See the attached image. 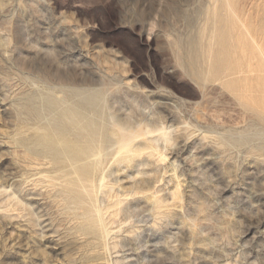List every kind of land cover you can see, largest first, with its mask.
<instances>
[{
	"label": "rangeland",
	"instance_id": "374dc122",
	"mask_svg": "<svg viewBox=\"0 0 264 264\" xmlns=\"http://www.w3.org/2000/svg\"><path fill=\"white\" fill-rule=\"evenodd\" d=\"M0 1V187L4 188L5 185L7 186L6 189L11 187L9 190L16 195L15 198L19 197L18 199H21L24 205L26 203L25 209L23 208L24 206H21L23 203L19 200L20 202H18L21 205L17 203L22 207L19 208L15 202L5 201L6 195L3 192L0 193V202L2 203L1 198H4L2 206L6 210L1 206L0 208H2V211L4 209L6 216L11 215L10 219L7 218L8 216L3 218L4 214L3 216L1 215L4 211L0 213V264H42V262L43 264H107L108 262V264H216V262L217 264H264V150L257 146L263 144L260 141H263L264 138L253 135L259 132V130L263 131L264 125L262 123L259 124L261 121L257 123L259 117L249 105L238 102L234 90L229 85L227 86L225 83L221 84V82H217L214 79H210L209 81L199 80L191 71V67L199 66L198 62L200 59L198 61L197 57L191 53L189 40L198 34L199 29L205 22L204 11L207 6L206 0ZM259 8H262V6L260 5ZM254 10L257 11V5L254 7ZM253 23L258 26L264 24L260 19L255 20ZM257 74L254 72L252 79H255L258 76ZM201 82H205V84L202 85ZM216 82L221 85L215 84ZM128 84L129 86H127ZM96 86L100 87L103 94L107 92L105 99L106 103L108 101L109 104L107 103L108 105L106 104L105 108L106 121L109 120L108 116L110 114H113L124 125H128L129 123L131 125L139 122L144 123L145 120H148L147 123L149 124L153 120L152 125H154L155 119L158 120V123L156 122L155 124L160 125L163 120L166 121L164 122L166 126L169 125L168 130L170 132L171 130L173 131L170 133L173 134V137H171L172 143L178 145L174 144L178 149L173 144L172 146L171 142L163 146L167 147L165 148L168 150L167 154H165V159L169 157L168 160H163L157 165H140L141 170H144L143 175L149 178L144 183L136 179L138 176L136 172L141 171L137 170L140 169V166L128 169L127 171L123 170L122 173L119 172V175L115 174L113 178L110 177V179H114L111 181L116 180L122 189H126H124L125 191L128 190L127 188H132L133 190H128V192L129 194L132 192L133 195L131 196L130 194L131 198L127 197L129 200L126 199L124 201V207L121 209L123 213L120 211L123 215L121 213L118 215V219L125 216V218L120 219L122 220V224L119 221L113 223V226L111 224L115 231L113 230L110 235L112 238H108L107 251L103 249V251L99 250V247L96 246L97 242L94 244V240L96 239L93 238L92 240L93 235H90V233L87 234L90 235L88 236L91 238V241H87L89 237H86V232L78 227L77 223L82 222L85 217H83L84 205L79 204L78 208H75L74 205L78 202L75 200V204L72 205L73 212L71 209L67 210V208L71 207L69 203H72V198H65L64 195H61L63 194L62 191L57 192L59 188L63 190L62 185L64 188L65 180L68 176L64 175L66 174V170L63 171V168L57 170L58 176L56 175L57 171H53V169H57V166H59L58 169L63 167L62 165L65 166L66 162L62 163L64 161L61 160H54V162L49 157L45 158L44 155L45 159H43V156L35 154L36 149L29 148L21 143L22 137L26 136L33 139L37 136V132L32 127L34 123L26 122L24 115L19 110V101L21 103L22 98L26 94H31L37 90L46 91L50 88L55 91L61 90L62 87H77L89 90ZM198 86H202L201 88H204L209 95L205 104L202 102L198 108H195L191 102L194 99L195 101L201 100L199 93L201 88ZM214 86H216V89ZM224 87L225 90L223 89ZM219 89L220 91H218ZM262 95L259 97L264 99ZM217 110L220 111L218 112ZM246 110H250L251 113ZM222 111H224L223 114L227 112L225 113V117L222 115ZM201 112L205 115L203 114V116ZM246 112L247 114H245ZM189 113L191 114L188 115ZM248 113L253 116H250ZM214 114H217V116L215 115L217 120ZM254 115L256 116L254 117ZM200 116H203L204 122ZM134 117H137V121ZM224 118H226L225 122ZM218 119H222L223 122L221 120L220 122ZM209 120L211 121L210 124ZM215 120L221 125L219 124L218 126V122H215ZM252 120H256L254 121L255 125L251 122ZM178 122L180 126H178ZM238 122L239 124H237ZM193 125L196 129H194ZM252 125L253 128H250ZM256 126L259 127L257 128ZM169 127L175 129L173 130V128ZM232 127H234L233 130ZM228 128H230V132H228ZM200 129H203L202 131L206 130L207 133L205 134L207 135L204 134L202 136L204 132L202 133ZM214 129L218 131L215 132ZM250 129L253 134H251ZM183 130L185 131L183 132ZM239 131L241 133L247 132L246 134H249L250 139H246L239 147L234 148V146H231L235 142L233 136L241 134ZM208 132L211 139H209ZM193 135L195 136L193 137ZM177 136L178 140L181 139V142L176 141L177 138L173 140ZM220 137L224 141H219ZM182 138L189 140H183ZM259 138L263 139L260 140ZM203 139H208L209 142L212 141L213 145L210 142L212 147L208 146L210 145L209 142L207 144V141L205 142ZM182 140L184 143H182ZM256 140L258 141L256 142ZM202 142L206 144H202ZM227 143H230V146ZM180 144L183 145L180 146ZM251 144L253 146L256 144L254 147L257 150L259 149V153H254L258 151ZM163 147L162 150L166 153ZM225 148L228 149L226 150ZM208 150L210 152H207ZM220 150L223 153L226 152V155L222 153V156ZM232 152L235 153L232 154ZM166 155L168 156L166 157ZM214 155H217V157ZM219 155L222 157L221 159H219ZM256 156H259V158ZM192 159L193 162L195 160L197 164L194 163L196 165H194ZM38 160H41L40 164ZM43 160L45 161V165L41 164ZM36 161L38 162L37 164L35 163ZM52 161L55 164L51 163ZM46 162H49V170H47L48 165H46ZM32 163H35V168L32 167ZM169 163L173 164L172 167ZM198 164H200V167ZM158 165L163 168L157 167ZM45 166L47 167L45 168ZM50 166L53 167L51 168ZM36 168L46 171L44 173L51 174L50 176L54 174L52 179L59 178V180H56L62 185L59 187V183L52 180L51 183H55L52 184L53 186L50 182H45L46 185L41 188L44 182H39L38 177L40 174L38 175L37 173L40 170L36 172ZM50 169L51 172H49ZM149 169L151 172L146 171H149ZM159 169L160 171H158ZM33 170L36 172L35 176L33 175ZM156 171L160 172V174ZM162 171L163 175H161ZM174 171L177 172L175 173L178 176L180 174L181 177H179L182 183L187 180L186 183L194 188H191L192 190L188 189L189 186L186 183V186L182 185L180 187L184 198L181 194L180 197L181 199L183 198L182 200H185L181 202L183 204H181V208L186 209L184 212L182 211L183 209L179 208L177 211L179 213L174 212V214L165 215L166 217L164 216L162 219L164 220L165 218L166 220L163 221L161 219L163 222L158 221L156 223V218V221L153 218L155 215L152 211H149V208H146L149 207L147 202L143 201L142 199L144 198L141 196L138 198L141 194L137 193V189L140 190V187L145 189L150 184L155 183L154 177L158 178L160 175L166 179L159 177L156 182L159 184L158 186L163 190L170 189L169 191H172L174 182L171 175L173 177ZM167 173L172 174L168 175ZM194 175L197 177V179L194 178L195 180L193 179ZM24 176L25 178L31 177L32 183L36 185H32L29 178L28 182L27 179L24 180ZM184 176L185 179L187 178L186 180H184ZM127 177H129L128 180L126 179ZM35 178L36 181L34 180ZM171 179L172 183L170 182ZM24 182L25 184L26 182L29 184L25 185ZM38 183H40L39 186ZM140 183H142V186ZM49 184L52 187L57 185L59 188L56 186L57 190L53 189ZM130 185H136L138 188ZM208 185L213 186H209L208 188ZM165 186L170 188L168 189ZM3 188H0V190ZM48 188L49 194L55 190L53 192L55 194L57 192L56 195L59 199L56 198V195H52L54 194L53 192L48 195L46 193ZM206 189H209V191ZM60 195L63 197L61 198ZM52 196L54 197L52 198ZM166 197H168L169 201L171 200L170 195L167 194ZM64 198L68 201L63 200ZM105 199L100 197L101 201L99 200L100 205L103 207L107 204V200ZM189 199L190 205L189 203L187 205L188 201L186 202V200ZM56 201L57 204L59 202L61 205L55 204ZM5 204H8L7 208L4 206ZM9 205L10 209L8 208ZM14 205L17 207L16 209ZM6 212L10 213L7 214ZM20 213L24 215H20ZM27 214L31 216H27ZM180 215L181 217H179ZM23 216L29 217L28 219L31 221L27 217L23 218ZM71 216L74 217L72 218L74 220L71 219ZM128 216L129 221L124 223ZM167 216L170 218L168 217L167 219ZM182 216L186 219H183ZM187 217L188 219L191 218L192 221L188 220ZM199 217L201 223L199 222ZM230 217L232 218L230 219ZM75 218L82 220H76ZM195 218L198 221L194 220ZM181 220H184L186 223H196L195 225L198 227L194 226L198 228L197 230L201 226V234L191 235L188 230H184L188 228L185 226V222L182 221L183 224L185 223L184 225L180 224ZM227 221L231 222L228 227V224L225 225ZM119 224L122 225L121 228L119 226L115 227ZM214 226L215 229H212ZM222 230L223 233L229 232L228 234L226 233L228 236L225 233L223 234ZM83 232H85L84 239ZM205 235L207 237L208 235L211 236L209 238L213 240H211L209 247L212 257L214 256L215 258H213L212 263L199 260L197 248L194 246L196 240L200 239L199 237H205ZM190 241L194 244H191V247ZM88 243H91V245ZM113 243L115 247L112 245ZM93 245L98 247V250ZM187 246L193 250L192 253L187 250ZM214 247L217 248L215 249ZM215 255L218 256L215 257ZM194 257H197V259ZM105 261L108 262L106 263Z\"/></svg>",
	"mask_w": 264,
	"mask_h": 264
},
{
	"label": "bare ground",
	"instance_id": "6f19581e",
	"mask_svg": "<svg viewBox=\"0 0 264 264\" xmlns=\"http://www.w3.org/2000/svg\"><path fill=\"white\" fill-rule=\"evenodd\" d=\"M206 2H207V4H206L207 6H206L205 11H204L205 22L201 26V28L199 29L198 34L196 36L192 37V38L190 37L191 39L189 40V49L191 50V53L197 57L196 58L197 60L200 59V61L198 60L199 62L197 61L198 64H199V66H197V67H191V71H192V73L194 75L197 76V78H199V80H203V81H207L208 80L209 81L210 79H212V80L214 79L217 82L218 81L221 82V84L222 83L223 84L225 83V84H227V86L229 85V87H231L234 90V94H235V97L238 99V102L243 103V104H246V105H249L250 108L259 117L258 118L259 121L257 120V123L261 121L259 124L262 123V125H264V99L261 98V97H259L261 94H263L262 96H264V24L258 26L255 23H253L257 19H260L261 21L264 22V0H206ZM256 5H257V11L254 10V7H256ZM260 5L262 6V8H259ZM255 11H256V13H254ZM254 72L258 73L257 74L258 76L255 77V79L254 78L252 79V74ZM193 77H195V76H193ZM195 80H197V79H195ZM217 82L215 84H218L219 85V83H217ZM196 84H198V83L196 82ZM201 84L203 85V84H205V82H203V83L201 82ZM127 86H129V84ZM38 87H40V86H38ZM201 87H199V88H201ZM214 87L216 89V86H214ZM209 88H210V86H209ZM219 88H221V87H219ZM41 89H43V88H41ZM223 89L225 90V87ZM56 90H58V89H56ZM199 91H200L199 93H200L201 100L200 101H195V99H194V101L191 102L195 106V108H198V106L200 104H202V102L205 104V101H207V98H208V95H209L204 88H201V90H199ZM218 91H220V89ZM228 92H229V90H228ZM221 93H222V89H221ZM210 94H212V93H210ZM105 95H107V92H106V94H103V92L101 91V89H100L99 86H96V87H94L92 89H89V90H85V89L77 88V87H64V88L62 87L61 90L55 91L54 89H51L50 88V89H47L46 91L37 90L36 92H33L31 94L29 93V94H26L25 96L23 95L24 97L22 96L23 97L22 98L23 99L22 102L20 103V101H19L20 109L18 108L21 111V113L24 115V119H25L26 122H30V123L33 122L34 123V126H32V125L31 126L37 132V136H35L33 139L31 137H26V136L25 137H22L21 143H23L24 145H26L29 148L36 149L35 150V154L37 156L38 155H40V156H43L44 155L45 158L46 157H49L53 161L54 160L55 161L61 160V161H64L62 163H65L66 162V165L65 166L62 165L63 167H60L59 169H58L59 166H57V169H55V168H54L55 170L53 169V171H57V170H60L62 168H63V171L66 170L65 171L66 174H64L62 172V174H64L65 176H68V178L66 177L67 179L65 180L66 183L64 184V188H63V185L60 184L59 181H57V180H59V178L58 179L55 178L54 180L52 179L53 176H54L53 173H52L53 176H50L51 174L49 175V174L44 173L46 171H41L40 169H37L36 168L37 169L36 172L38 170H40V172L37 173L38 175L40 174V176L38 177L39 178V182H41V183L44 182L43 185L41 184L42 185L41 188H43V186L46 185L45 182L46 183L47 182L48 183L49 182L51 183V181L53 180L54 182H58L59 183L58 184L59 187L62 185V189L63 190H61V188H59L57 185L56 186L60 190L59 189L57 190L55 185H54L55 187H52L53 186L52 184L54 183V182H52L51 183L52 186L50 184L49 185L53 189H56L57 192L62 191L63 194H61V195H64V197L67 198V199L68 198H70V199L72 198V201L70 199L69 200L73 204L72 203H69L70 201L67 202V203L71 204V207L67 208V210L68 209H71L72 210L73 209L72 208L73 207L72 205H74L76 201H78V202H76V204L74 205L75 208H78V205L79 204L84 205L83 217L84 216L85 217L84 218L82 217V218H83V220L84 219L85 220L83 221L82 219H78V218H75V219L76 220L77 219L78 220H82V222H78L77 223L78 224V227L81 230H83V231L86 232V235H87L86 237L87 238L90 235H93V237L91 236L92 237V240H93V238L96 239V240H94L95 243L94 242L93 243L96 244V242H97L96 246H98L99 247V250H101V251H103V250L107 251L106 248L108 247V238L110 237L111 233L114 230L112 228L113 223L119 221L122 224V222H121L122 220H120V219L123 218V217L125 218V216H123L120 219H118L119 218L118 215L121 212L123 213V211H121V209H122V207H124V204H125L124 201L126 199H128L127 197H129V199H130L131 196L133 195L132 192H131L133 190L132 188H131L132 190L129 189V188H127L128 190H131L130 191L131 192L130 193L131 196H130L128 190L125 191L126 190L125 188L122 189L121 186L118 185L119 183H117L116 180L115 181H111V180H114V179H112L113 176L115 174L119 175V172L122 173L123 170H126L127 171L128 169L138 168L140 165L141 166L142 165H145V164L157 165L158 163L160 164L163 160L164 161L165 160H168L169 157L165 159V154H167V152H168V150L165 149L167 147H163V146L168 145L170 142H171L170 143L171 145L173 144L172 141H171V137H173V134H170L173 131L171 130V132H170L168 130V126L169 125L166 126V123H164L166 121H163L162 120V122H163V124H162V122L160 120V122H161V123L159 122L160 125L155 124L158 121L156 119L154 120V122H155L154 125H152V121L153 120L151 121V124L147 123L148 120L147 121L145 120L146 123L144 121V123L139 122V123L134 124V125H131L130 123H129L130 125L129 124L128 125H124V123L123 124L120 123L119 122L120 120L118 121V118H116L115 116H113V114H110V115L108 114L109 116L108 115L107 116L109 117V120L106 121V119H105V108H106V104L108 103V101L106 103V99H105L106 97H105ZM220 95H223V94H220ZM220 95H217V96H220ZM198 97H197V99H198ZM231 97H232V94H231ZM210 98H212V97H210ZM231 100H232V98H231ZM220 101L222 102V100H220ZM231 102H234V101H231ZM206 104H207V102H206ZM232 104L234 105V103H232ZM246 107H248V106H246ZM109 108H110V106H109ZM232 109H234V108H232ZM211 110H213V108H211ZM220 110H217V111L219 112ZM222 110H225V109H222ZM243 110H244V108H243ZM207 111H206V113H207ZM246 111H250V110H246ZM218 112H216V113H218ZM223 112L224 111H222V115H224V117H225L226 116L225 113H227V112H225L224 114H223ZM107 113H108V111H107ZM212 113H213V111H212ZM230 113H229V115H230ZM250 113H251V111H250ZM190 114L191 113H189L188 115H190ZM192 114H193V112H192ZM201 114H202V112H201ZM209 114H211V113H209ZM245 114H247V112ZM186 115H187V113H186ZM215 115L217 116V114H214V117L216 118ZM219 115H221V114L219 113ZM240 115H242V114H240ZM203 116L202 117L200 116V117L203 119ZM255 116L256 115H254V117ZM214 117H213V119H214ZM136 118H135V120H136ZM220 118H222V116H220ZM247 118H248V116H247ZM22 119H23V117H22ZM140 119H141V117H140ZM225 119L226 118H224V122H225ZM256 119H257V117H256ZM210 120H209V124L211 123ZM216 120H217V118H216ZM216 120H215V122H218ZM220 120L222 121V119H220ZM227 121H228V119H227ZM241 121H240V123H241ZM254 121H256V120H254ZM254 121L252 120L251 122L254 124ZM130 122H132V121H130ZM203 122H204V119H203ZM180 123H181V121H180ZM189 123H190V121H189ZM219 124L220 123L218 122L217 125L219 126ZM223 124H225V123H223ZM237 124H239V122ZM170 125L172 126V124H170ZM178 126H180L179 125V122H178ZM195 126H197V125H195ZM184 127H185V125H184ZM193 127H194V125H193ZM234 127H232V130H233ZM251 127L253 128V125L250 126V128ZM169 128H171V127H169ZM223 128H225V127H223ZM230 128H231V126H230ZM230 128H228V132H230L229 131ZM255 128H254V130H255ZM174 129L175 128H173V130ZM194 129H196V128L194 127ZM187 130H188V128H187ZM187 130H186L187 133H188V131L190 132V130H188V131ZM184 131L185 130H183V132ZM201 131H200V133H201ZM205 131H202V133L204 132L202 136H204V134L207 133V131L206 132ZM214 131L216 132L218 130H215L214 129ZM249 131H248V133H249ZM222 132H224V131H222ZM178 133H180V132H178ZM226 133H227V131H226ZM226 133H225V135H226ZM246 133H241V134H238L237 133L238 134L237 136H233L235 138L234 139L235 142H234V145H231V146H234V148L239 147V145H241L242 143H244L246 139L247 140L250 139L249 138V134H246ZM208 134L210 136V133L209 132H208ZM217 134H218V132H217ZM228 134H231V133H228ZM251 134H253L252 130H251ZM183 135H185V134L183 133ZM205 135H207V134H205ZM220 135H222V134H220ZM253 135L264 138V130L263 131L259 130V132H256ZM178 136L177 137H174V139L173 138L172 139L175 140L177 138L176 141L181 142V139L178 140ZM194 136L195 135H193V137ZM209 136H205V137L208 138ZM183 137H185V136H183ZM228 137H229V135H228ZM187 138H182V139L185 140ZM189 138H192V137H189ZM199 139L201 140V138H199ZM204 139H206V138H204ZM209 139H211V136H210ZM221 139H223V138L220 137L219 141H224V139L223 140H221ZM262 139H260V140H262ZM183 140H182V143H184ZM187 140H189V139H187ZM204 141L205 142L207 141V144L209 142L208 139L207 140H204ZM257 141L258 140H256V142ZM263 141H260L261 143H263L262 145L261 144L260 145H257L262 150H264V142ZM179 142H177V143L179 144ZM210 142L212 143V141H210ZM210 142H209V144H210ZM186 143H187V141H186ZM204 143L202 142V144H204ZM230 143H231V141H230ZM230 143H227V145L230 146ZM174 144H176V143H174ZM256 144H259V143H256ZM182 145L183 144H180V146H182ZM212 145H213V143H212ZM176 146H178V145L176 144ZM176 146L174 145V147H176ZM208 146H211V144L208 145ZM254 146H253V148H256ZM162 147H163V149H165L166 153L163 152L164 150H162ZM204 147H206V146H204ZM176 148L178 149V147H176ZM180 148H182V147H180ZM217 148H218V146H217ZM228 148H225V149L227 150ZM219 149H221V148H219ZM250 149H252V148H250ZM216 150H218V149H216ZM255 150H257V148ZM231 151H233V150H231ZM248 151H250V150H248ZM207 152H210V151L208 150ZM207 152H205V153H207ZM236 152L238 153L237 150H236ZM222 153L223 152L221 151V154ZM225 153H223V154H225ZM234 153L232 152V154H234ZM254 153H259V151L258 152L255 151ZM223 154H222V156H223ZM249 154H250V152H249ZM168 155H169V153H168ZM168 155H166V157ZM44 156L42 157L43 159H45ZM210 156H212V155H210ZM238 156H239V154H238ZM215 157H217V155ZM219 157H220V155H219ZM256 157L259 158V156H256ZM34 158L36 159V157H34ZM221 158L222 157H220L219 159H221ZM225 158H226V156H225ZM228 158H229V155H228ZM245 158H244V160H245ZM41 160H38L39 161V164H40ZM199 160H201V159H199ZM247 160H248V158H247ZM46 161H48V160H46ZM53 161L51 163H54L55 162V161L54 162ZM196 161H198V160H196ZM192 162H193V159H192ZM194 162H195V160H194ZM229 162H231V161H229ZM245 162H247V161H245ZM35 163L37 164L38 162L36 161ZM44 163H45V161L43 160L41 164H44ZM48 163L46 165H48ZM171 163H169V165H171V167H172V165L175 164V162H173V164H171ZM195 163H194V165L197 164V163L196 164ZM34 164L32 163V165H33L32 167L33 168H35V166H36V165L34 166ZM200 164H198L199 167H200ZM169 165H167V166H169ZM141 166H140V169H137V170H141ZM159 166L160 165H158L157 167H159ZM167 166H166V168H167ZM250 166H251V164H250ZM46 167L47 166H45V168ZM64 168H66V169H64ZM161 168H163V167H161ZM142 169H144V168H142ZM47 170H49V165L47 167ZM146 171L147 172H151L150 169H149V171L148 170H146ZM158 171H160V169ZM158 171H156V172H158ZM176 171H174V173ZM33 172H34V170H33ZM36 172L33 173L34 176H35V173ZM49 172H51V169H50ZM136 173L135 174L138 175L136 177L137 180H139L140 182H143V183L146 182V181H148L149 178H147V176L145 177L143 175L144 174V170L143 171L141 170V171L136 172ZM154 173H155V171H154ZM161 173H162L161 175H163V171ZM176 173L173 175V177L171 175L172 173H170V174L167 173L168 175H171V178L173 179V182H174V186H172L174 190L172 189V191H169L170 190L169 189L170 187H168V186H165V187L168 188L169 190H163L161 187L158 186L159 184L156 183L158 181L157 179L159 177L160 178H162V177L165 178L164 176L161 177L159 175L158 178L154 177L155 178V180H154L155 183L150 184V185L148 184L149 186L146 187L145 189L144 188H141V187H140V190L137 189L138 190L137 193H140L141 195H139L137 193H134V194L139 195L138 198L141 196V197L144 198L142 200L147 202V204L149 205V207H146V208L147 209L149 208L150 209L149 211L150 212L152 211V213L155 215L154 217L153 216L152 217L154 218V220L156 218V220H157L156 223H158V221L163 222L164 220H166L165 218H164V220L162 219L165 215H169L171 213L174 214V212H177L179 210V208L181 210L183 209V208H181V204H182L181 202H184L185 200H182L184 198L183 197L184 195L181 194V188L180 187L182 185H185L186 186V184H188V183H186V181H187L186 179L187 178L185 179V176H184V180H186V181L184 183H182V180L180 178L181 177L180 174H179V176H180L179 177ZM57 174H59L58 171L56 172V175ZM124 174H126V172H124ZM158 174H160V172H158ZM167 174H164V175H167ZM33 175L31 174V176H33ZM61 175H59V176H61ZM189 175H191V174H189ZM192 175H193V173H192ZM110 177H112V178L110 179ZM24 178H25V176H24ZM28 178H25L24 180L27 179V182H28V180L30 179L29 180V181H31L30 183L32 185H36V184L32 183L31 177L29 179ZM32 178H34V177H32ZM36 178L34 179L35 181H36ZM134 178H135V176H134ZM190 178H189V180H190ZM194 178L197 179V177L195 175L193 176V179ZM126 179L128 180L129 177H127ZM172 179L170 181L171 183H172ZM200 179H201V177H200ZM11 180H13V179H11ZM120 180H121V178H120ZM162 180H161V182H162ZM167 180H169V178H167ZM35 181H33V182H35ZM134 181H136V180H134ZM206 181H208V180H206ZM27 182H26V184H29ZM37 182H38V180H37ZM163 182L165 183V180H163ZM199 182H200V180H199ZM129 183H130V181H129ZM189 183H192V182H189ZM195 183H193V184L195 185ZM24 184H25V182H24ZM137 184H139V183H137ZM140 184L142 186V183H140ZM39 185H40V183H38V186ZM49 185H47V186H49ZM166 185H168V184H166ZM50 186H49V188H50ZM130 186H132V185H130ZM133 186H134V188H138L136 185H133ZM188 186H189V184H188ZM209 186L210 185H208V188H209ZM212 186H210V187H212ZM6 187H7L6 185L4 186V188L3 187H0V188H3L2 190H0V193L3 192L6 195V197H7L6 199L1 198L2 199V203H3L4 200L7 201V202H11V203L12 202L13 203L14 202L17 203L19 200L21 201V199H18L19 197L18 198H15L16 195L13 194L9 190L11 187L8 188V189H6ZM33 187H36V186H33ZM49 188H48L47 192L45 191L48 195H50L53 191H55V190H53L49 194ZM191 188H194V187L193 186L192 187L189 186L188 189L192 190ZM206 190L209 191V189H206ZM42 191H40V192H42ZM57 192H56V194H57ZM14 193H16V192L14 191ZM212 193H213V191H212ZM4 194H2V195H4ZM56 194L54 193L52 195L55 196ZM167 194L170 195V197H171V200L170 201H169V199H167L168 197H166ZM180 194H181V196L183 195L182 196L183 197L182 199L180 197ZM251 194H252V192H251ZM61 195H60V197H61ZM54 196H52V198ZM100 197L106 198L105 200H107V204H106L105 207H103V206L100 205V203H99ZM56 198L59 199V197H57V195H56ZM56 198H55V200H57ZM65 198L63 200L68 201ZM186 198L188 199V197H186ZM42 199H44V198L42 197ZM49 199H51V198H49ZM190 199L189 200H186V202L188 201L187 202V205H188V203L190 205V202H189ZM105 200H102V201H105ZM52 201L55 202L54 200H52ZM63 202H62V205H63ZM2 203L0 202V206L2 208H4L2 206ZM18 203H17V205H18ZM19 204L21 205V203H19ZM55 204H57V201H56ZM59 204L60 203L58 202L57 205H59ZM7 205L8 204H5L4 206L6 207ZM20 205H18L19 208L21 206L22 207L24 206L23 208L26 209V207H25L26 203H25V205H24V203H23V205H21V206ZM66 205H68V204H66ZM11 207H12V205H11ZM2 208H0L1 209L0 213H2L4 211V209H5L4 208L3 211H2ZM8 208L10 209V205H9ZM14 208L16 209L17 207H15V205H14ZM25 209H23V211H25ZM79 209L81 210L80 207H79ZM184 210H186V209L184 208L182 211L184 212ZM7 211H8V209H7ZM13 211H14V209H13ZM19 211H21V210H19ZM64 212L66 213V211H64ZM72 212H73V210H72ZM146 212H148V211H146ZM9 213L10 212H8L7 214H9ZM74 213H76V212H74ZM122 213H121V215H123ZM126 213H127V211H126ZM177 213H179V212H177ZM3 214H4V216H3ZM22 214L20 213V215H22ZM28 214H27V216H31V215H28ZM124 214H125V211H124ZM69 215H71V214H69ZM80 215H82V214H80ZM1 216H3V218L6 216L5 215V211L2 213ZM7 216L6 217L9 218L11 215L10 216L7 215ZM27 216H23V218H25ZM77 216H78V214H77ZM168 217L169 216H167V219H168ZM179 217H181V215ZM11 218H13V217H11ZM20 218H21V216H20ZM28 218L29 217H27V219ZM72 218H74V217L71 216V219ZM80 218H81V216H80ZM126 218L127 219H126V221L124 223H126L127 221H129L128 220L129 216L126 217ZM231 218L232 217H230V219ZM177 219L179 220V218H177ZM183 219H186V218L183 217ZM187 219H188V217H187ZM28 220L31 221L30 219H28ZM72 220H74V219H72ZM123 220H125V219H123ZM178 220H177V222H178ZM188 220L192 221L191 218L188 219ZM194 220H196V218ZM182 221L185 222L184 220H181V223L180 224H183ZM196 221H198V220H196ZM74 222H76V221H74ZM199 222H200V217H199ZM227 222H226L225 225L228 224L227 225V227H228V226H230L231 222H228V223ZM200 223H198V224H200ZM111 224H112V226H111ZM121 224H119L117 226L114 225V226L115 227H118L119 226L121 228V226H122ZM195 224H193V222L192 223L191 222H187L185 226L188 229H184V230H188L191 233V235H195L197 233H198V235L201 234L200 233L201 232V230H200L201 229L200 228L201 226L199 227V230H197L198 228H196V227H198V226H196ZM183 225H181V226L184 228ZM203 225H205V224H203ZM215 226H217V225H215ZM215 226H214V228L212 227V229H215ZM78 227H76V228H78ZM227 227H225V228L227 229ZM223 230H225V229L223 228ZM223 230H222V233H223ZM197 231H199V232H197ZM85 232L82 233L83 234V239L85 238L84 237L85 236L84 235ZM87 233H90V235L87 234ZM185 234H188V233H185ZM227 234H226V236H228ZM201 236H203V235H201ZM197 237H199V236H197ZM209 237H211V236L208 235V237H207V235H205V237H199L200 239L196 240V242L194 243L195 245L191 242L192 241L191 240L190 241V247L192 246L191 244H193L197 248V251H198L197 256L200 258L199 260H204V261H206L208 263H212L214 256L212 257V254L209 251V249H210L209 247L211 245V240H212ZM110 238H112V236ZM83 239H82V241H83ZM90 239L91 238L89 237L87 239V241L90 240ZM91 243L90 244L88 243V244L91 245ZM212 243L214 244V242H212ZM115 244H116V242H115ZM11 245H12V243H11ZM112 245L114 246V243ZM184 245H185V243H184ZM93 246H95V245H93ZM26 247H27V245H26ZM95 247H94V249H95ZM98 247H96V249ZM190 247H188L187 250L192 253L193 250ZM189 248H190V250H189ZM53 250H55V249H53ZM8 251H10V250H8ZM105 251H104V253L106 254ZM12 254H14V253H12ZM18 254H19V252H18ZM218 255H215V257H217ZM36 257H34V258H36ZM221 257H222V255H221ZM226 257H227V255H226ZM37 258H39V257H37ZM194 258L197 259V257H194ZM219 258H217V259H219ZM35 261L37 262V260H35ZM27 262H28V260H27ZM45 262H47V261H45ZM105 262H103V263H105ZM219 262H221V261H219ZM223 262L225 263V261H223ZM241 262H242V260H241ZM42 264H43V262H42ZM216 264H217V262H216Z\"/></svg>",
	"mask_w": 264,
	"mask_h": 264
}]
</instances>
